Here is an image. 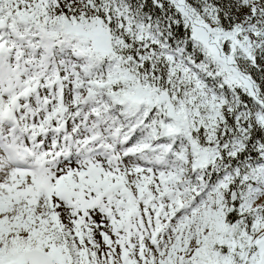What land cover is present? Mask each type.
I'll use <instances>...</instances> for the list:
<instances>
[{
	"label": "snow or ice",
	"instance_id": "1",
	"mask_svg": "<svg viewBox=\"0 0 264 264\" xmlns=\"http://www.w3.org/2000/svg\"><path fill=\"white\" fill-rule=\"evenodd\" d=\"M0 264H264V0H0Z\"/></svg>",
	"mask_w": 264,
	"mask_h": 264
}]
</instances>
